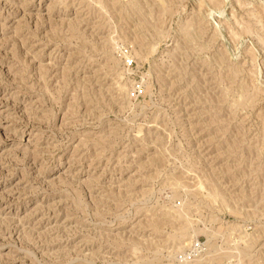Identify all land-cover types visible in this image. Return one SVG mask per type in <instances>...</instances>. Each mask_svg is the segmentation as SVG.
Listing matches in <instances>:
<instances>
[{
	"label": "rangeland",
	"instance_id": "374dc122",
	"mask_svg": "<svg viewBox=\"0 0 264 264\" xmlns=\"http://www.w3.org/2000/svg\"><path fill=\"white\" fill-rule=\"evenodd\" d=\"M0 264H264V0H0Z\"/></svg>",
	"mask_w": 264,
	"mask_h": 264
}]
</instances>
